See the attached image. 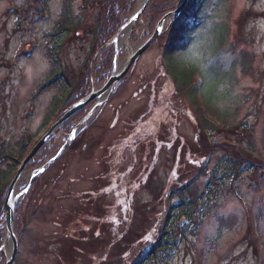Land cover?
Listing matches in <instances>:
<instances>
[{"label": "rangeland", "instance_id": "obj_1", "mask_svg": "<svg viewBox=\"0 0 264 264\" xmlns=\"http://www.w3.org/2000/svg\"><path fill=\"white\" fill-rule=\"evenodd\" d=\"M156 1L152 4L155 7L163 2ZM219 1L212 0L207 26L223 22L227 29L216 60L223 72L234 73L228 110L235 118L228 122L245 123L249 126L243 127L245 130L252 127L260 149L264 132V0H222L217 12L214 7ZM61 3L0 0V150L4 152L16 148L17 143L34 144L47 130L39 127L58 91L44 90L33 104L31 99L48 81L51 68L45 53L52 41L47 37L60 18ZM75 3L77 14L82 3ZM150 8L131 29L127 46L123 44L126 35L117 40L116 66L126 59L127 47L145 42L158 25H152ZM96 11H85L86 35L69 38L60 54L61 67L67 69L66 80H79L88 67L94 91L109 79L106 76L105 81H98L106 73L107 56L94 57L96 51L89 52L91 35L87 32ZM119 15L125 25L129 13ZM167 27L166 23L163 34L142 53L123 82L120 95L101 107L85 132L40 174L41 181L31 183L30 194L21 197L23 211L18 221L14 214L12 217L13 237L19 239L17 233L21 235L16 248L18 264H108L113 259L114 264L136 262L158 237L166 215V192L185 184L201 165L222 155L220 147L217 153L214 145L245 149V141L224 132L211 133L214 156L194 154L186 148L196 140L194 117L183 108L184 102L180 103L172 91L163 64L157 62L163 44L160 38L168 32ZM90 103L58 129L37 164H25V177L15 187L17 193L24 191L29 173L64 144ZM218 104L220 109H227L226 101ZM169 105L171 114L166 110ZM5 168V164L0 166ZM203 212L196 214L201 216L196 234L190 232L187 240L179 243L168 264H264V170L251 169L239 179L225 180ZM220 219L226 221L222 226ZM5 254H0V264H5Z\"/></svg>", "mask_w": 264, "mask_h": 264}, {"label": "trees", "instance_id": "obj_2", "mask_svg": "<svg viewBox=\"0 0 264 264\" xmlns=\"http://www.w3.org/2000/svg\"><path fill=\"white\" fill-rule=\"evenodd\" d=\"M75 2L76 0H62L60 18L55 22L51 34L47 37L48 42L52 41L50 48H47L45 53L51 71L46 85L38 90L40 94L50 88H55L58 92L51 99L40 130L45 127L48 129L54 125L63 116L65 110L81 100L90 89L88 88L90 86L88 67L79 80L72 77L70 83L65 78L64 72L67 69L61 67L60 61L63 44L69 38L86 35L84 28L85 11L97 9L95 21L87 32L88 35H91L89 52L91 51L92 54L102 49L115 36L116 31L122 25L119 14L125 11L131 14L136 0H80L82 5L77 14L75 13ZM155 2L157 1L153 0L148 4L144 14L151 6L149 13H151L152 25L156 26L163 17L175 10L179 0H163L157 7L152 5ZM222 2V0L219 1L218 5L216 4L214 7L217 12L221 11L219 7ZM211 4L212 0L188 1L179 15L170 23L168 32L160 38L163 42L160 59L163 61L166 74H168L172 91L180 99V103L184 102L183 108L191 111L196 123V140L193 144L187 145L186 148L194 154L195 152H203V156H211V154L214 156L212 148L218 149V153L220 147L223 154L214 157L216 159L213 161L208 159L210 162L208 161L204 166L201 165L198 171L187 179L185 184L166 192L164 206L166 215L161 223L162 226L157 230L158 237L150 245L151 247L146 254L131 264H168L176 248L178 236L184 234L186 237L190 232L196 234L201 220V216L197 217L196 214L204 213L203 210L208 209L211 196L219 192L225 180L229 178L233 180L236 176L238 177L241 173L251 169L255 171L264 170V132H262L261 147L257 149L254 135H252L254 133L252 127L245 130L244 128L249 127L245 123L228 122L235 118V115L233 117V114L228 110L231 104L229 103L232 89L231 81L234 73L223 72L220 62L216 60L219 49L225 41L227 29L223 22H214L207 26L209 18L207 13ZM178 19L186 20L183 27L178 28ZM101 55L107 56V63L106 73L101 76L99 82L106 80L114 56L111 48H105ZM190 61H195L199 70H192ZM34 97L36 99L37 95ZM225 101L227 102V109H220L218 103ZM165 104L167 106L169 104L167 99H165ZM169 107L166 110L168 114H171L172 108L170 105ZM74 119L75 116L72 121ZM68 123L69 121L66 122V124ZM175 126L176 124H174ZM212 132H224L226 136L239 138V140L246 142V147L245 149L239 148V151L238 147L233 149L231 147L225 149L215 145L211 147L206 135ZM16 145L17 147L11 151L0 150V166L5 164L6 167L3 170L0 169V223L4 214L3 209H1L2 201L8 186L19 165L34 148L35 143L32 144L30 141L24 145L21 143ZM45 147L35 154L28 165H35L43 158ZM246 152H250L251 155L248 156ZM209 163L213 165L210 169H208ZM173 200L176 201L173 202ZM21 211H23L22 206H18L14 220L18 221ZM219 222L221 226L222 223H226L223 219H220ZM16 237H20V234L17 233ZM1 239L2 231L0 229V246L2 244ZM64 256L66 257V255ZM17 262L16 260L15 263L18 264ZM112 262L114 259L108 264H114Z\"/></svg>", "mask_w": 264, "mask_h": 264}, {"label": "water", "instance_id": "obj_3", "mask_svg": "<svg viewBox=\"0 0 264 264\" xmlns=\"http://www.w3.org/2000/svg\"><path fill=\"white\" fill-rule=\"evenodd\" d=\"M150 0H145L142 5L139 7L138 2L136 4L135 12L129 19V21L126 23L125 26L121 27L116 33L115 37L113 38L112 42L109 44H106L105 47L108 46H114V52L115 55H117L118 52V45L117 39L120 36L121 32L124 31L126 28H128L129 32L126 35V40H128V37L130 35L131 29L134 28L136 24V20L141 17L142 13L144 12V8L146 7L147 3ZM188 0H180L178 5L176 6V10L172 13H169L167 16H165L163 19H161V22L158 24L156 29L154 30V33L152 36L148 38L146 42L142 45H138L137 48L133 53H128L127 51V56L126 59L124 60L123 66L118 68V70L115 68L113 70V73L111 75V78L107 82V84L100 89L99 91H92L86 98H83L79 102H77L75 105L70 106L67 108L63 114V116L58 119L47 132V134L36 143L35 147L31 150V152L28 154V156L24 159V161L21 163L20 168L18 169L17 173L14 176L13 181L9 185V190L5 196V201L3 204V210L5 211L4 217H3V222L0 224V228H3L5 231V237L3 238V244L2 247L0 248V254L4 253V247L8 244L11 243V248L8 251L9 253L6 255L5 254V263L6 264H14L17 252H16V243L14 241L13 237V231H12V222H13V214L15 212V207L16 204L20 201L19 196L13 197L14 195V190L16 184L22 179L21 175L22 172L25 168V164L31 160L34 156L35 153L45 145V142H47L54 134L55 131H57L61 126L66 122V120L76 114V112L80 111L82 108L86 106L87 103L95 101V104L90 108L91 110L87 113V115L80 120L79 123L76 124L75 128L72 130V133L69 135L68 139L66 140L65 144L56 152V155L50 158L49 160L46 161V163L38 167L35 171H33L30 174V179H29V185L36 179L38 175H40L50 164H52L54 161L57 160V158L62 155V153L67 149V147L71 144V141L73 138L77 135L78 130L80 128H83L87 126L89 119L93 116V114L97 111L99 107H101L103 104L106 103L107 97L114 91V89L117 86V83L121 81V79L124 77V75L128 72L129 68L132 66V64H135L139 57L142 55L144 51L148 49V47L152 44L154 40H156L161 34H163V28L166 23V20L168 18H175L176 16L179 15V13L182 11V8L185 6ZM136 17V19H132L133 17ZM128 50V49H127ZM101 52V51H99ZM116 61V60H115ZM29 185L27 186L29 190ZM27 192V191H26ZM26 192H24L22 195H24Z\"/></svg>", "mask_w": 264, "mask_h": 264}, {"label": "bare ground", "instance_id": "obj_4", "mask_svg": "<svg viewBox=\"0 0 264 264\" xmlns=\"http://www.w3.org/2000/svg\"><path fill=\"white\" fill-rule=\"evenodd\" d=\"M144 1H145V0H139L138 6L140 7ZM128 32H129V30L126 29V30H124V31L121 32V35H120V36H122V35H126V34H128ZM120 36H119V37H120ZM119 37H118V40H120ZM124 45L127 46L126 42L124 43ZM134 51H135V48H130V47L128 48V53H129V54H130V53H133ZM17 194H18V193H17V190H16L15 193H14V195H13V197L18 196ZM9 248H10V245H8V246H7V249L4 251L6 254H8V250H9Z\"/></svg>", "mask_w": 264, "mask_h": 264}, {"label": "snow or ice", "instance_id": "obj_5", "mask_svg": "<svg viewBox=\"0 0 264 264\" xmlns=\"http://www.w3.org/2000/svg\"><path fill=\"white\" fill-rule=\"evenodd\" d=\"M132 19H136V17L134 16ZM185 22H186V20H184V19H178V28L179 27H183V25L185 24ZM157 62L158 63H163V61L162 60H157ZM190 63H191V67H192V70H199L198 68H197V64H196V62L195 61H190ZM169 67H171V65H169ZM181 79H183V78H181ZM24 191L26 192V191H28V189H24Z\"/></svg>", "mask_w": 264, "mask_h": 264}]
</instances>
